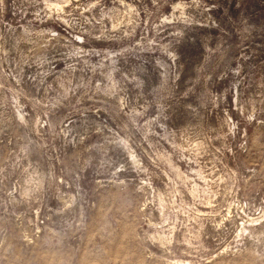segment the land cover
<instances>
[{
  "label": "rangeland",
  "instance_id": "rangeland-1",
  "mask_svg": "<svg viewBox=\"0 0 264 264\" xmlns=\"http://www.w3.org/2000/svg\"><path fill=\"white\" fill-rule=\"evenodd\" d=\"M0 264H264V0H0Z\"/></svg>",
  "mask_w": 264,
  "mask_h": 264
}]
</instances>
